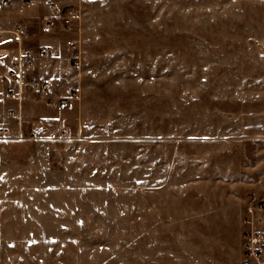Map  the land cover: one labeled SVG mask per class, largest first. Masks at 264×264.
<instances>
[{
  "label": "rangeland",
  "instance_id": "rangeland-1",
  "mask_svg": "<svg viewBox=\"0 0 264 264\" xmlns=\"http://www.w3.org/2000/svg\"><path fill=\"white\" fill-rule=\"evenodd\" d=\"M27 1L0 7L34 61L22 124L71 139L0 142V264H240L264 217V0H52L82 16L47 31ZM17 105L0 92L12 135Z\"/></svg>",
  "mask_w": 264,
  "mask_h": 264
},
{
  "label": "built area",
  "instance_id": "built-area-1",
  "mask_svg": "<svg viewBox=\"0 0 264 264\" xmlns=\"http://www.w3.org/2000/svg\"><path fill=\"white\" fill-rule=\"evenodd\" d=\"M42 4L48 8L50 15L46 16L47 20L43 29L47 31L53 19L60 20L64 27H70L72 23L79 24L81 21L82 10L79 3L77 5L69 6L66 8L63 14H59L56 3L52 0H41ZM33 0L26 2L29 5ZM10 0H0V7L8 6ZM20 28L11 31L17 38L19 37ZM71 40L67 41V45H73ZM49 52L48 47L42 49L43 54ZM33 67L32 51L28 47L19 44L16 50L9 55V68L0 74V87H4L6 84H13L11 87H7L2 90V97L4 99L16 98L18 105L16 109L10 112V117L18 121L16 123L17 130L12 135L9 130L0 127V142L7 139L14 140H35V141H55V140H68L71 139L68 132L62 127L58 130H49L41 127H32L26 129L22 124V86L25 84V73L28 69ZM28 85L36 92L40 94H46L51 91V84L49 81H41L33 79L28 82ZM80 98V92L75 89L66 97H54L49 99V103L57 102L61 107H68L73 102L78 101ZM256 208V207H255ZM253 208L250 207V210ZM248 227L243 231V256L240 264H264V217L258 216L255 218H249L247 220Z\"/></svg>",
  "mask_w": 264,
  "mask_h": 264
},
{
  "label": "crops",
  "instance_id": "crops-1",
  "mask_svg": "<svg viewBox=\"0 0 264 264\" xmlns=\"http://www.w3.org/2000/svg\"><path fill=\"white\" fill-rule=\"evenodd\" d=\"M10 3H11V0H10ZM0 19H5V20L13 19L14 21L16 20V18L11 14H9L6 17H0ZM17 28H20L19 33H18L19 35L18 38L10 32L13 30H17ZM22 31H23L22 26L13 25V27H10V28H5V27L0 26V74L5 72L9 68V55L12 54L16 50L17 46L19 44H22L23 46H25L22 40V36H23ZM4 33H10L11 36L2 38V35ZM2 90H4V87H0L1 97H2Z\"/></svg>",
  "mask_w": 264,
  "mask_h": 264
},
{
  "label": "snow or ice",
  "instance_id": "snow-or-ice-1",
  "mask_svg": "<svg viewBox=\"0 0 264 264\" xmlns=\"http://www.w3.org/2000/svg\"><path fill=\"white\" fill-rule=\"evenodd\" d=\"M80 223H82V222H80Z\"/></svg>",
  "mask_w": 264,
  "mask_h": 264
}]
</instances>
